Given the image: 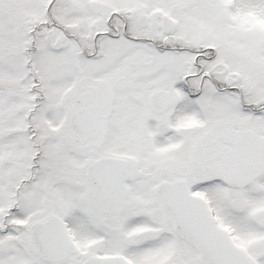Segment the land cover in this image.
<instances>
[{"label": "snow or ice", "instance_id": "1", "mask_svg": "<svg viewBox=\"0 0 264 264\" xmlns=\"http://www.w3.org/2000/svg\"><path fill=\"white\" fill-rule=\"evenodd\" d=\"M0 264H264V0H0Z\"/></svg>", "mask_w": 264, "mask_h": 264}]
</instances>
